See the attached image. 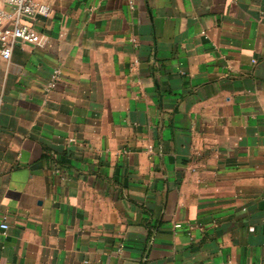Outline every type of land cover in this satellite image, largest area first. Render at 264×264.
I'll use <instances>...</instances> for the list:
<instances>
[{"label": "crops", "instance_id": "obj_1", "mask_svg": "<svg viewBox=\"0 0 264 264\" xmlns=\"http://www.w3.org/2000/svg\"><path fill=\"white\" fill-rule=\"evenodd\" d=\"M36 1L47 43L0 56V264H264V0Z\"/></svg>", "mask_w": 264, "mask_h": 264}, {"label": "built area", "instance_id": "obj_2", "mask_svg": "<svg viewBox=\"0 0 264 264\" xmlns=\"http://www.w3.org/2000/svg\"><path fill=\"white\" fill-rule=\"evenodd\" d=\"M50 7L36 0H0V56L4 60L12 57V52L18 44H33L37 47H43L47 43V37L38 32L29 21H33L42 17L49 16ZM58 71L55 70L50 76L46 89L53 88L58 77ZM2 104V96L0 95V106ZM72 140V139H70ZM152 147H148L151 151ZM52 173L64 177L61 167L54 165ZM174 227H180L175 224ZM8 224L5 218L0 222V229L6 230Z\"/></svg>", "mask_w": 264, "mask_h": 264}]
</instances>
